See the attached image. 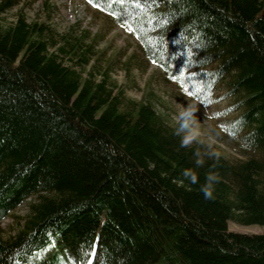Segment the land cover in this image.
I'll use <instances>...</instances> for the list:
<instances>
[{"label": "trees", "instance_id": "16d2710c", "mask_svg": "<svg viewBox=\"0 0 264 264\" xmlns=\"http://www.w3.org/2000/svg\"><path fill=\"white\" fill-rule=\"evenodd\" d=\"M18 2L0 0V14ZM91 4L131 27L192 97L221 87L211 100H228L224 129L246 157L181 146L152 103L83 76L85 51L66 60L67 35L58 43L19 12L0 21V223L35 199L14 235H0V264H264V232L227 228L264 224V0Z\"/></svg>", "mask_w": 264, "mask_h": 264}, {"label": "rangeland", "instance_id": "374dc122", "mask_svg": "<svg viewBox=\"0 0 264 264\" xmlns=\"http://www.w3.org/2000/svg\"><path fill=\"white\" fill-rule=\"evenodd\" d=\"M19 12L28 21H42L52 28L58 43H63L64 35H67V47L72 44L76 50H70L65 55L66 60L68 56H77L85 51L88 61L79 68L83 76L91 72L96 79L109 77L111 82L124 89L126 97L152 103L175 127L178 125V113L192 106L200 133L194 141L208 145L211 138V148L225 157L231 160L246 157L224 129L227 117L233 115L223 112L228 107V100H211L221 95L222 88H214L211 99L202 104L185 91L187 88L166 79L161 68L147 60L139 39L115 23L109 14L86 0H19L0 14V21L8 24ZM34 199V196L27 198L2 220L0 235L3 238L14 235L22 226L28 213V203ZM227 228L244 233L264 232V224H240L233 220L227 221Z\"/></svg>", "mask_w": 264, "mask_h": 264}, {"label": "clouds", "instance_id": "9594fccd", "mask_svg": "<svg viewBox=\"0 0 264 264\" xmlns=\"http://www.w3.org/2000/svg\"><path fill=\"white\" fill-rule=\"evenodd\" d=\"M194 109L192 106L183 108L177 116L178 125L175 129L176 135L180 137L181 146H188L194 140H197L200 133L198 126L196 124L194 115ZM211 138L209 139L208 147L211 149ZM209 156H218L219 153L213 150H209L207 153ZM199 155V154H198ZM202 163V160L198 159L197 164ZM184 175L190 178L193 182L196 180V175L191 170H185ZM215 179V176H209L206 183L201 186V191L203 192L205 198H210L212 195V181Z\"/></svg>", "mask_w": 264, "mask_h": 264}, {"label": "snow or ice", "instance_id": "6c2138e0", "mask_svg": "<svg viewBox=\"0 0 264 264\" xmlns=\"http://www.w3.org/2000/svg\"><path fill=\"white\" fill-rule=\"evenodd\" d=\"M89 2L91 3L92 0H89ZM97 7H99V5H97ZM129 31H132L131 27H129ZM183 76H184V73L181 72V73H180V77H177V76L174 75V76H172L171 78L174 79V80H176V79H178V78H182ZM185 91L188 92L187 89H185ZM188 94H189V95H192L193 93L188 92ZM202 104H203V101H202ZM88 264H92L91 259H89Z\"/></svg>", "mask_w": 264, "mask_h": 264}]
</instances>
